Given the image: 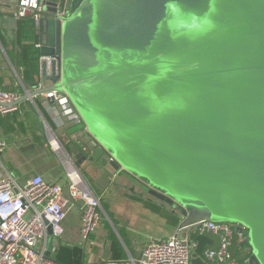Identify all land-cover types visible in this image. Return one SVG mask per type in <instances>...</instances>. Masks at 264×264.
I'll list each match as a JSON object with an SVG mask.
<instances>
[{"label": "water", "instance_id": "water-1", "mask_svg": "<svg viewBox=\"0 0 264 264\" xmlns=\"http://www.w3.org/2000/svg\"><path fill=\"white\" fill-rule=\"evenodd\" d=\"M214 2L202 36L186 34L168 0H70L62 19L46 2L39 44L50 20L54 36L40 80L67 96L114 171L177 209L179 229L235 225L248 264H264V0ZM211 3L178 6L207 16Z\"/></svg>", "mask_w": 264, "mask_h": 264}, {"label": "crops", "instance_id": "crops-1", "mask_svg": "<svg viewBox=\"0 0 264 264\" xmlns=\"http://www.w3.org/2000/svg\"><path fill=\"white\" fill-rule=\"evenodd\" d=\"M64 1L68 6L70 0ZM45 2H54L57 5L59 0H45ZM12 9H14V5L0 3V88L4 91H16L21 97L15 111L0 115V139L6 142L4 150L0 153V179L9 175L17 184L23 185L31 176L40 174L47 180L51 179L60 181L61 184H67L66 168L71 166L79 170L84 182L100 200L102 213L100 229L91 235L95 242L93 245L87 248L81 246L79 244V213L77 210L70 211L63 221L64 235L60 239L49 235L45 242L49 256L55 258L58 254H63L72 261V264L121 257L118 256L116 245L112 243L110 234H113L115 243L117 242L125 254L126 258L124 259L136 261L147 240L166 238L174 234L178 226L172 227L166 224L164 219L144 207L139 201L143 198L138 199L140 204L137 203L141 208H136L129 202V211H132V213H126L129 217L125 218V215L122 218L118 214L117 211L122 209L120 201L124 197L121 198L120 193L124 189L123 187L132 193L133 190L136 191L137 187H142L149 190V193L146 191L147 195L154 199L157 197L150 193V189L146 185L136 186V181L139 180L133 175L123 170L114 171L109 165L110 154L102 149L92 135L85 130L82 122H74L69 117H63L59 108H55V113L45 109L38 97L39 94L46 92V87L52 82L46 80L45 86H42L40 80L42 62L39 57L42 55L40 49L43 46H36L39 43V27L30 17L14 19L9 12ZM45 14H49V12ZM27 20L34 23L35 32L27 29L25 26ZM23 46L26 47L23 48ZM17 51L23 53L26 60H35L38 64V70L31 83L25 81L26 67L12 62L9 54ZM37 84L41 86L36 88ZM53 115L55 116L53 117ZM52 138L66 155L65 158H67L69 166H65L62 162L59 156L62 154L53 149ZM120 187L122 188L120 189ZM142 191L140 192L142 193ZM113 194L117 196L118 200H111ZM126 196H130V194ZM106 197L110 198L109 201ZM101 201H106L113 218H111L110 212L108 213L105 208H102ZM170 211L180 215L174 207L170 208ZM113 219L116 223L113 222ZM120 229H124L131 244L130 249L124 243L119 232ZM192 264L203 263L198 258H194Z\"/></svg>", "mask_w": 264, "mask_h": 264}, {"label": "built area", "instance_id": "built-area-1", "mask_svg": "<svg viewBox=\"0 0 264 264\" xmlns=\"http://www.w3.org/2000/svg\"><path fill=\"white\" fill-rule=\"evenodd\" d=\"M0 3L14 5V9L9 11L14 19L30 17L37 23L45 14V0H0ZM56 7L57 18L66 16L69 6L64 0L62 8L59 3ZM36 46L40 47L41 44L37 43ZM51 59L47 54L39 57L40 62H46L47 72ZM40 86L37 84L36 88ZM20 97L16 91L0 88V115L15 111ZM38 99L49 112L55 113V108H59L63 117L81 122L70 100L62 92L48 90L39 94ZM55 143L56 148L51 143L53 149L62 154L59 155L62 162L68 165L66 155ZM5 146L6 142L0 139V153ZM66 175L67 184L47 180L40 174L31 176L23 185L17 184L9 175L0 179V264H60L49 256L45 242L49 235L55 239L64 235L63 221L72 210H77L80 217L79 244L87 248L95 243L91 235L100 229V200L84 182L79 170L69 166ZM206 233L216 237L218 244L202 251L205 264H245L231 252L234 243L246 240L245 232H236L235 225L209 221L178 228L166 238H150L142 246L136 261L105 259L82 264H192L199 244L193 237Z\"/></svg>", "mask_w": 264, "mask_h": 264}, {"label": "trees", "instance_id": "trees-1", "mask_svg": "<svg viewBox=\"0 0 264 264\" xmlns=\"http://www.w3.org/2000/svg\"><path fill=\"white\" fill-rule=\"evenodd\" d=\"M28 22L25 24V26L27 27L28 30H30L31 32H35V26L34 23L32 21L27 20ZM26 46H23V48ZM11 56L12 62L17 64V65H22L24 67H26V82H33V76L34 74L37 72L38 70V64L36 63L35 60L33 61H29V59L26 60L25 56L23 53H21L20 51L14 52V53H10L9 54ZM144 207H146L147 209H149L151 212L157 214L158 216H160L162 219H164V221L166 222V224L172 226V227H177L178 222L180 220V215L174 211H170V209L163 207L161 204H155L151 201H149L148 199H141L139 200ZM101 206L102 208H105V210L109 213L110 210L108 208V205L106 203V201H101ZM110 216L111 218H113V216L111 215L110 212ZM113 222L116 223L115 219H113ZM120 235L124 241V243L128 246V248H131V244L129 243V240L125 234L124 229H120L119 230ZM246 236V233H245ZM112 243H114L116 250L118 251V256L121 257H110L108 259H112V260H117L120 262H124V258L125 254L124 252L121 250L120 246L117 245V242L115 243V239L113 234H110ZM194 240H196L199 244L197 246L196 249V253L193 256L192 260L195 258H198L203 264H205V262L202 260V256L201 253L205 248H213L215 247L218 242H217V238L206 233V234H197L193 237ZM231 252L232 255L235 256L238 260H240V262L245 263L248 259V257L250 256V247L248 244V241L245 240L242 243H234L233 247L231 248ZM55 261L57 263L60 264H72V261H70L69 259H67V256H64L63 254H58L57 256H55Z\"/></svg>", "mask_w": 264, "mask_h": 264}, {"label": "snow or ice", "instance_id": "snow-or-ice-1", "mask_svg": "<svg viewBox=\"0 0 264 264\" xmlns=\"http://www.w3.org/2000/svg\"><path fill=\"white\" fill-rule=\"evenodd\" d=\"M178 5L179 0H168L166 11L174 16L182 17L181 23L188 30L186 34L198 36L207 35L215 27L211 20V18L215 16L216 12V3L214 0L210 5V10L207 16H187L181 11V7ZM165 23H167V20H165ZM258 240L261 245H264V228L260 229Z\"/></svg>", "mask_w": 264, "mask_h": 264}, {"label": "rangeland", "instance_id": "rangeland-1", "mask_svg": "<svg viewBox=\"0 0 264 264\" xmlns=\"http://www.w3.org/2000/svg\"><path fill=\"white\" fill-rule=\"evenodd\" d=\"M62 1L63 0H59V7L60 8H62ZM53 36H54V25H52V21L50 20V22H49V45L48 46H45V47H42L41 49H40V53H42V55H44L45 53H49L51 50H52V48H53V44H52V42H53ZM137 182V184H136V186L138 185V186H140V184L141 185H144V182L142 181V180H139V181H136ZM132 186L134 187V185L132 184ZM123 187V186H122ZM122 187H120V189L122 188ZM124 189H122L121 191V193H120V195H121V198H123L120 202H121V210H118L117 212H118V214L123 218V217H125V215H126V217L125 218H127V217H129V215L128 214H126V213H132V211H129L130 210V208H129V204L131 203L132 204V206H134V207H136V208H141L140 207V203L138 202V199H141V198H143V199H150V200H152V201H154V202H156L157 204H161L163 207H166V208H168V209H170V208H172L173 206L170 204V203H167V201H165V199H161L160 197H158L157 199H154V198H152L150 195H147V192L149 193V190H146V189H144V188H138L137 187V189H136V191L135 190H133V193L132 192H130V190L129 189H125V187H123ZM145 191V192H143V191ZM140 191H142V193L140 192ZM147 191V192H146ZM127 194H130V196H126ZM112 195V194H111ZM110 197V196H109ZM127 198V199H126ZM106 199H108V201H109V199L110 198H107L106 197ZM117 199V196H115L114 194H113V196H112V198H111V200H116ZM118 200V199H117ZM130 202V203H129ZM166 202V203H165ZM137 203H139V204H137ZM168 204V205H167ZM170 206H172V207H170ZM144 209V208H143ZM147 211V210H146ZM127 221V220H126Z\"/></svg>", "mask_w": 264, "mask_h": 264}, {"label": "bare ground", "instance_id": "bare-ground-1", "mask_svg": "<svg viewBox=\"0 0 264 264\" xmlns=\"http://www.w3.org/2000/svg\"><path fill=\"white\" fill-rule=\"evenodd\" d=\"M51 141H52L54 147L56 148V143H55L56 141L53 138L51 139Z\"/></svg>", "mask_w": 264, "mask_h": 264}]
</instances>
